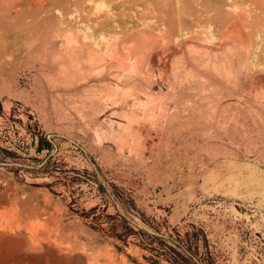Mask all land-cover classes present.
<instances>
[{
    "label": "rangeland",
    "instance_id": "obj_1",
    "mask_svg": "<svg viewBox=\"0 0 264 264\" xmlns=\"http://www.w3.org/2000/svg\"><path fill=\"white\" fill-rule=\"evenodd\" d=\"M39 1L0 22V220L70 264H264V0Z\"/></svg>",
    "mask_w": 264,
    "mask_h": 264
},
{
    "label": "bare ground",
    "instance_id": "obj_2",
    "mask_svg": "<svg viewBox=\"0 0 264 264\" xmlns=\"http://www.w3.org/2000/svg\"><path fill=\"white\" fill-rule=\"evenodd\" d=\"M26 4L35 8V11L42 7L39 0H0V22L5 17L13 18L14 29L12 30L14 31L12 32H16L18 35L26 27L23 21ZM34 19L31 17V20ZM66 40V49L69 54L75 56V59L78 58L76 56L79 55L81 48L88 46L87 42L80 41L78 43L75 41L77 47L72 48L75 45H69L72 38ZM5 48H7L6 44H4L3 50ZM94 60L99 62L101 60L100 55H95ZM15 211L12 210L13 214L5 212L4 220H0V264H70L62 260L59 252L55 250V242L50 239L51 230L46 229V236H44V233L38 230L41 226L40 223L27 224L24 218L28 217V213L21 211L17 214ZM88 258V256L79 257L81 262ZM94 261L97 264H103V253L97 252Z\"/></svg>",
    "mask_w": 264,
    "mask_h": 264
}]
</instances>
